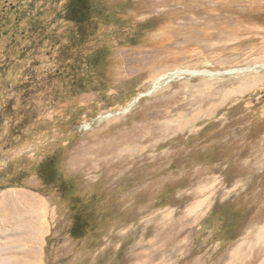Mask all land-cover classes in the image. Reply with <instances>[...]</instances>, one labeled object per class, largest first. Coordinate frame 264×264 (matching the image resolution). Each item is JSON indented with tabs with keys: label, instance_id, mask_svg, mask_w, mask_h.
I'll use <instances>...</instances> for the list:
<instances>
[{
	"label": "rangeland",
	"instance_id": "1",
	"mask_svg": "<svg viewBox=\"0 0 264 264\" xmlns=\"http://www.w3.org/2000/svg\"><path fill=\"white\" fill-rule=\"evenodd\" d=\"M68 2L0 0V187L57 157L47 264H264V0Z\"/></svg>",
	"mask_w": 264,
	"mask_h": 264
},
{
	"label": "crops",
	"instance_id": "2",
	"mask_svg": "<svg viewBox=\"0 0 264 264\" xmlns=\"http://www.w3.org/2000/svg\"><path fill=\"white\" fill-rule=\"evenodd\" d=\"M57 216L49 197L29 187L0 189V264H47Z\"/></svg>",
	"mask_w": 264,
	"mask_h": 264
},
{
	"label": "trees",
	"instance_id": "3",
	"mask_svg": "<svg viewBox=\"0 0 264 264\" xmlns=\"http://www.w3.org/2000/svg\"><path fill=\"white\" fill-rule=\"evenodd\" d=\"M97 11L98 7L94 0H69V2L65 6L63 16L78 25H82L91 20V18H93ZM37 173L43 182V188L41 190H37L34 188L31 189L47 197H49L47 194L51 192L57 186V184L59 182L61 183V181L63 180V176L59 171L58 159L55 155L43 159L37 166ZM22 186L28 187L23 184H9L0 187V189ZM57 192L60 193L62 199L69 201L71 206L70 209L73 211L72 224L68 228L69 234L75 238L85 237L88 231L93 226L92 222L94 221L96 216V207L92 206L91 204L89 206L87 205L86 207H81L80 205H78L80 202L78 197L71 196L70 192L64 191L62 188L57 189ZM49 199L51 201L50 197Z\"/></svg>",
	"mask_w": 264,
	"mask_h": 264
},
{
	"label": "water",
	"instance_id": "4",
	"mask_svg": "<svg viewBox=\"0 0 264 264\" xmlns=\"http://www.w3.org/2000/svg\"><path fill=\"white\" fill-rule=\"evenodd\" d=\"M243 70H246V68H242V69H230V70H226V71H223L222 74H231V73H234L235 71H243ZM189 73H192V74H196V73H200L199 71H191ZM134 103V100L130 103L129 107Z\"/></svg>",
	"mask_w": 264,
	"mask_h": 264
},
{
	"label": "bare ground",
	"instance_id": "5",
	"mask_svg": "<svg viewBox=\"0 0 264 264\" xmlns=\"http://www.w3.org/2000/svg\"><path fill=\"white\" fill-rule=\"evenodd\" d=\"M188 72H191V71H189V70H187ZM178 72V74H180V73H183V71H177ZM196 72V71H195ZM192 74V73H191ZM197 74V73H196Z\"/></svg>",
	"mask_w": 264,
	"mask_h": 264
}]
</instances>
